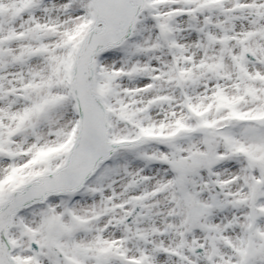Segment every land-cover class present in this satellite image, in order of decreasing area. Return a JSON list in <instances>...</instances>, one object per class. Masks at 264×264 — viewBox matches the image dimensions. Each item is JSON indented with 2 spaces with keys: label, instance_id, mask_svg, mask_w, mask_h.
Instances as JSON below:
<instances>
[{
  "label": "snow or ice",
  "instance_id": "1",
  "mask_svg": "<svg viewBox=\"0 0 264 264\" xmlns=\"http://www.w3.org/2000/svg\"><path fill=\"white\" fill-rule=\"evenodd\" d=\"M0 264H264V0H0Z\"/></svg>",
  "mask_w": 264,
  "mask_h": 264
}]
</instances>
